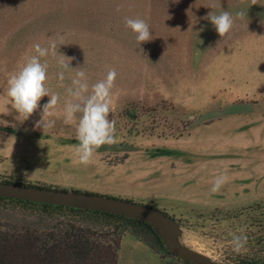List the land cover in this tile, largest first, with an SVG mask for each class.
Segmentation results:
<instances>
[{
  "label": "rangeland",
  "instance_id": "rangeland-1",
  "mask_svg": "<svg viewBox=\"0 0 264 264\" xmlns=\"http://www.w3.org/2000/svg\"><path fill=\"white\" fill-rule=\"evenodd\" d=\"M223 10L234 17L240 11L246 15L237 17L233 30L222 38L205 17ZM127 18L146 20L152 41L138 42L126 26ZM57 33L64 36L57 41V52L74 59L64 70L58 57L41 58L49 66L48 87L60 96L49 117L55 123L44 131L35 127L39 110L28 120L17 119L19 113L6 94L7 82L35 55V43L47 46ZM259 37H264V0H0V182L91 193L72 184L91 179L104 165L117 166L129 157H142L149 164L154 157L158 190L179 193L191 177L198 185L192 183L189 190L215 201L210 195L217 176L231 173L237 179L240 168L245 170L241 162L259 158V138L264 134V39ZM78 68L86 72L90 88L110 69L116 71L109 119L115 120L116 144L139 147L138 151H98L92 164L79 163L77 124H65L63 117L75 76L72 70ZM48 99L41 101V110ZM241 103L251 104L253 112L200 123L211 126V137L193 128L207 113ZM203 138L198 148L192 142ZM181 144L191 148L181 149ZM243 191L248 200L241 206L188 205L173 213L154 208L175 220L182 245L209 260L264 264V198H249L251 187ZM230 192L223 185L216 198L221 195L232 202ZM35 210L39 208L0 201L5 221ZM49 212L103 240L101 236L119 241L131 234L154 251L172 255L150 225L66 209ZM233 234L247 238L240 252L233 251ZM129 246L125 257L131 253Z\"/></svg>",
  "mask_w": 264,
  "mask_h": 264
},
{
  "label": "clouds",
  "instance_id": "clouds-1",
  "mask_svg": "<svg viewBox=\"0 0 264 264\" xmlns=\"http://www.w3.org/2000/svg\"><path fill=\"white\" fill-rule=\"evenodd\" d=\"M245 15L244 11L236 13V17L228 10H223L219 14L212 11L205 19L211 22L218 35L223 38L233 30L235 19L243 18ZM125 23L136 34L138 42L142 44L152 41L153 36L146 20L127 18ZM259 38L264 39V37ZM63 40L64 36L57 33L54 38L49 39L47 46L35 43L33 45L35 55L27 58L23 67L17 73L12 74L7 82L6 94L11 100L12 108L19 113L17 119L28 120L39 110L41 119L36 122L35 127L37 129L42 127L44 131L55 123L49 117L58 107L60 96L48 87L49 66L46 62H42L41 58L58 57L59 66L64 70H69L74 58L57 52V41L62 42ZM72 71L75 72V76L72 79V86L67 89L70 99H66L63 106L64 123L77 124L76 140L78 143L75 144V152L79 163L88 166L94 162L99 149L117 143L115 120L109 119L112 110V89L117 73L114 69H110L105 79L92 84L90 88L83 68ZM64 79V71H61L59 80ZM45 97L49 99L41 110V101ZM228 179L226 174L217 176L211 189L212 192H218L228 182ZM246 243V236L233 234L231 241L233 251L240 252L245 248Z\"/></svg>",
  "mask_w": 264,
  "mask_h": 264
},
{
  "label": "crops",
  "instance_id": "crops-1",
  "mask_svg": "<svg viewBox=\"0 0 264 264\" xmlns=\"http://www.w3.org/2000/svg\"><path fill=\"white\" fill-rule=\"evenodd\" d=\"M254 110V109H253ZM253 112V111H252ZM233 115L228 114L224 117L228 120L230 118H235ZM223 116V115H222ZM239 117V116H237ZM232 122V121H227ZM200 130L201 133L205 131L207 137H211L214 131L211 129L210 125L198 124L193 128ZM197 130V131H198ZM215 130V129H214ZM203 134V136L206 135ZM200 136V135H199ZM206 137V136H205ZM186 140V139H185ZM184 138L180 141L185 142ZM196 141L193 139V144L195 143L198 148V143L205 141ZM181 149H189L184 145H179ZM158 158L150 157L149 164H145L144 159L129 157L128 160L117 166L104 165L97 170L95 174H92V178L89 180L78 181L79 183L72 184L76 187L82 188L84 191L91 193H97L102 195L114 196L121 199L132 200L145 205H150L153 207H161L163 211L176 212L180 209H185L186 206L192 205L194 207L199 206H241L248 199L246 198V190L248 187L252 188L249 193V198H254L253 200L261 201L264 198V134L259 138V158L246 160L241 162L244 164L245 170L240 168L238 178H232L231 173L229 174V179L226 187L229 188L230 194L229 198L232 200L228 201L227 197L221 196L216 198V193H211V199L215 200L205 201L203 193H194L189 190L190 185L193 187L192 183L198 185V180L196 178L188 177V182L184 183L179 193H172L165 191L163 189L158 190L159 179L155 177L154 171L157 164ZM232 163V162H231ZM243 168V165L241 166ZM255 180H252L254 179ZM236 180H240L237 182ZM250 181V182H249ZM215 182V180H214ZM256 185L255 187L253 185ZM164 188V186H163ZM192 189V188H190ZM240 189V191H238ZM243 189V190H241ZM243 191V192H242ZM227 196V195H226ZM130 244L131 253L125 257V248ZM136 250V251H135ZM138 251V252H137ZM185 264L184 261L178 259L172 255H164L161 252L154 251L151 249L149 243L133 236L131 234H126L123 236L121 241V247L119 250V261L118 264Z\"/></svg>",
  "mask_w": 264,
  "mask_h": 264
},
{
  "label": "trees",
  "instance_id": "trees-1",
  "mask_svg": "<svg viewBox=\"0 0 264 264\" xmlns=\"http://www.w3.org/2000/svg\"><path fill=\"white\" fill-rule=\"evenodd\" d=\"M0 201L39 208L15 221H5L0 216V264H118L122 238L115 241L101 236L105 238L103 240L90 229L77 228L69 222L59 221L49 210L54 208L121 216L7 198H0ZM132 221L149 226L144 222Z\"/></svg>",
  "mask_w": 264,
  "mask_h": 264
},
{
  "label": "water",
  "instance_id": "water-1",
  "mask_svg": "<svg viewBox=\"0 0 264 264\" xmlns=\"http://www.w3.org/2000/svg\"><path fill=\"white\" fill-rule=\"evenodd\" d=\"M251 104L228 105L223 112L213 111L202 116L199 123L222 115L242 114L253 111ZM139 147L124 144L103 146L98 151L134 152ZM0 198L36 204L67 207L102 212L149 224L158 233L167 250L178 259L191 264H219L182 245L177 240L178 225L174 219L159 209L108 195L68 191L19 183L0 182Z\"/></svg>",
  "mask_w": 264,
  "mask_h": 264
}]
</instances>
